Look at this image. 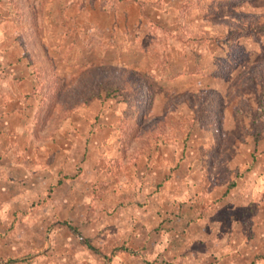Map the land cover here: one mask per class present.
<instances>
[{"label":"rangeland","instance_id":"374dc122","mask_svg":"<svg viewBox=\"0 0 264 264\" xmlns=\"http://www.w3.org/2000/svg\"><path fill=\"white\" fill-rule=\"evenodd\" d=\"M0 264H264V0H0Z\"/></svg>","mask_w":264,"mask_h":264},{"label":"trees","instance_id":"16d2710c","mask_svg":"<svg viewBox=\"0 0 264 264\" xmlns=\"http://www.w3.org/2000/svg\"><path fill=\"white\" fill-rule=\"evenodd\" d=\"M199 67L198 66H196L195 67V70H194V68H186L185 70H180L179 72H178V74L179 73H182L183 71H186V72H188V73H198L199 72V69H198ZM202 73H203V71H202ZM15 261H17V260H8V261H1L2 263H12V262H15Z\"/></svg>","mask_w":264,"mask_h":264}]
</instances>
